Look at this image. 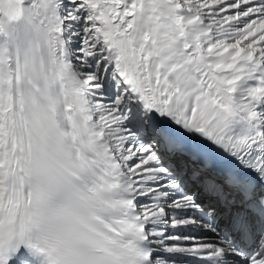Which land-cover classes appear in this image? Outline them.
<instances>
[{
    "label": "snow or ice",
    "instance_id": "snow-or-ice-1",
    "mask_svg": "<svg viewBox=\"0 0 264 264\" xmlns=\"http://www.w3.org/2000/svg\"><path fill=\"white\" fill-rule=\"evenodd\" d=\"M0 264H264V0H0Z\"/></svg>",
    "mask_w": 264,
    "mask_h": 264
}]
</instances>
